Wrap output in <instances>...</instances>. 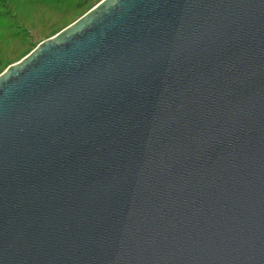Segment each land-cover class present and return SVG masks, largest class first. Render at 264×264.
Here are the masks:
<instances>
[{
	"label": "water",
	"instance_id": "1",
	"mask_svg": "<svg viewBox=\"0 0 264 264\" xmlns=\"http://www.w3.org/2000/svg\"><path fill=\"white\" fill-rule=\"evenodd\" d=\"M0 264H264V0H102L0 74Z\"/></svg>",
	"mask_w": 264,
	"mask_h": 264
},
{
	"label": "trees",
	"instance_id": "2",
	"mask_svg": "<svg viewBox=\"0 0 264 264\" xmlns=\"http://www.w3.org/2000/svg\"><path fill=\"white\" fill-rule=\"evenodd\" d=\"M14 1L27 11L26 16L17 10ZM90 0H0V32L5 33V40L16 44L25 43V31L32 29V23L40 25L45 21L44 14L63 15L87 4ZM29 9V10H28ZM34 10V11H30ZM3 45L0 42V57L3 55Z\"/></svg>",
	"mask_w": 264,
	"mask_h": 264
},
{
	"label": "rangeland",
	"instance_id": "3",
	"mask_svg": "<svg viewBox=\"0 0 264 264\" xmlns=\"http://www.w3.org/2000/svg\"><path fill=\"white\" fill-rule=\"evenodd\" d=\"M78 1L80 2V0H74L75 3ZM101 1L102 0H90L87 4L63 15H51V13L44 14L43 17L45 21L43 23L40 25L32 23V29L24 32L25 35L23 38L25 43L16 44L7 41L4 39L5 33L0 32V42L4 49V53L0 57V74H2L10 65L17 63L26 57L38 44L55 36L61 30L73 24ZM14 5L17 10H21L23 15L27 13L25 9L19 6L18 1H14ZM24 16L29 19V16Z\"/></svg>",
	"mask_w": 264,
	"mask_h": 264
}]
</instances>
